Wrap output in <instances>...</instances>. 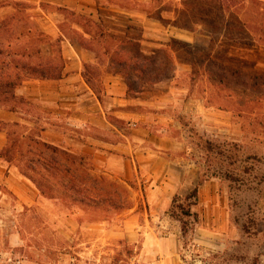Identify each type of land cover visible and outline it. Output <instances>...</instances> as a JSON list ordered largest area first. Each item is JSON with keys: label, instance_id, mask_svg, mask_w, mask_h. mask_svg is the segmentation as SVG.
<instances>
[{"label": "rangeland", "instance_id": "1", "mask_svg": "<svg viewBox=\"0 0 264 264\" xmlns=\"http://www.w3.org/2000/svg\"><path fill=\"white\" fill-rule=\"evenodd\" d=\"M13 15L31 29L22 62L60 70L67 42L95 55L94 87L116 73L133 98L149 96L210 189L151 208L140 176L98 174L83 158L50 176L37 134L10 129L38 196L0 204V264H264V0H0V23Z\"/></svg>", "mask_w": 264, "mask_h": 264}, {"label": "crops", "instance_id": "2", "mask_svg": "<svg viewBox=\"0 0 264 264\" xmlns=\"http://www.w3.org/2000/svg\"><path fill=\"white\" fill-rule=\"evenodd\" d=\"M61 57L59 76L27 77L13 98L0 105V204L11 207L15 200L23 210L38 196L23 169L13 163L20 158L18 151L10 150L14 128L23 130L22 137L37 134L41 144L61 150L68 159L90 160L98 174L128 181H139L140 176L151 208L167 206L178 190L197 188L200 201L210 183L200 185L181 162L183 145L170 130L175 124L166 126L165 120L153 116L156 105L150 97L133 98L116 73H107L100 89L91 85L85 74V68L95 64L90 51L65 42ZM18 236L12 233L9 238Z\"/></svg>", "mask_w": 264, "mask_h": 264}, {"label": "trees", "instance_id": "3", "mask_svg": "<svg viewBox=\"0 0 264 264\" xmlns=\"http://www.w3.org/2000/svg\"><path fill=\"white\" fill-rule=\"evenodd\" d=\"M15 17L16 15L4 18L2 19L3 23H0V33H3L6 36V38H2L4 39V42L0 41V105L6 104L8 99L13 98V91L27 77L31 76L34 78L48 79L59 76V70H54L45 62H40L37 65H33L29 62H22L24 59L29 58L27 54L30 50L31 29L22 22L24 20L20 19L16 21ZM187 52H189L191 55H194V52H192L190 49H188ZM193 58L195 59L193 60L191 67L193 70L192 73L194 75L197 74L195 67H198L199 58L198 56H193ZM2 68H5V72H8V70L11 68L12 72L14 73H3ZM41 146L44 148L45 152L48 151L47 154L43 153L40 155L38 159L44 164L49 163L48 165L44 166V171L50 176L54 175L55 171H59V169H61L60 165L62 162H65L66 165L64 166L63 170L68 173L66 166H70V162L68 161V158L64 152L45 144H41ZM70 160L76 161L75 159ZM37 186L40 189V185ZM196 195L197 188L191 192L192 198H195ZM103 198L100 199L99 197H96V199H93L87 198L86 196L81 197V199L88 202L99 201L101 203L110 204L109 196H105V198ZM186 216H189V213H186Z\"/></svg>", "mask_w": 264, "mask_h": 264}]
</instances>
